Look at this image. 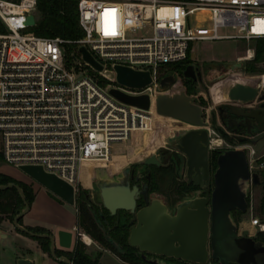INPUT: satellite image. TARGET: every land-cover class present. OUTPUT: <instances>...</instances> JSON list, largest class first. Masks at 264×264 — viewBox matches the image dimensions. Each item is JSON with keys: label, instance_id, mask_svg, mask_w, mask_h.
<instances>
[{"label": "built area", "instance_id": "obj_1", "mask_svg": "<svg viewBox=\"0 0 264 264\" xmlns=\"http://www.w3.org/2000/svg\"><path fill=\"white\" fill-rule=\"evenodd\" d=\"M110 8L116 9L115 35L105 34L112 17L105 20L103 13ZM78 10L84 36L71 41L24 32L34 27L26 24L28 16L34 15L37 23L38 0H0L5 27L0 32L3 160L17 169L42 166L76 190L82 165L108 161L112 146L141 127L148 113L117 100L111 88L157 100L164 77L180 78L171 67L187 59L191 41L264 38V31H253L264 30V0H78ZM222 28L236 34L221 35ZM82 46L103 71L84 60ZM116 65L149 71L151 84L143 89L120 86ZM101 77L111 83H101ZM263 81L264 75L258 78L264 91ZM255 161L250 158V169ZM258 165L264 168V162ZM251 223L264 231L258 218Z\"/></svg>", "mask_w": 264, "mask_h": 264}, {"label": "water", "instance_id": "obj_2", "mask_svg": "<svg viewBox=\"0 0 264 264\" xmlns=\"http://www.w3.org/2000/svg\"><path fill=\"white\" fill-rule=\"evenodd\" d=\"M26 24L35 26V16H28ZM80 52L86 62L98 71H103V66L86 46H82ZM243 66L239 60L227 63L225 68L237 70ZM114 69L120 86L143 89L152 82L149 71L123 65H116ZM196 70L194 64H189L183 75L197 80L200 73H196ZM225 76L227 73L219 78ZM177 81L176 75H167L161 81L159 91L167 92ZM109 93L122 103L145 111L152 107V99L148 94L134 96L119 88H111ZM226 94L224 100L227 104L219 110L228 112L226 117L229 123L246 127L247 130L243 132L245 137L234 140L236 148L221 149L217 159L218 167L214 172L211 169L210 153L217 148H212L211 133L203 121V108L196 102L175 101L165 96L156 100L159 114L197 127L182 134L174 144L175 149L186 158L187 178L197 187L193 195L186 196L174 209L161 197L149 198L147 186L141 190L137 184L131 185L132 164L118 173H112L106 166L93 169V181L99 190L98 201L112 217H118L122 211L126 212L128 243L150 264H176L166 259L191 264H212L215 261L220 264H264V242L256 240L247 229L240 232L239 223L233 215V211L237 210L243 214L248 212L247 199L250 198L252 185H261L260 174L250 169L249 150L250 154L251 151L259 153L264 150V91L258 80L253 83L237 79L228 85ZM213 127L215 129L218 126L214 124ZM140 163L159 165L160 161L154 154ZM19 170L57 198L71 206L76 205V189L72 184L46 172L39 165H22ZM8 188H16L25 203L24 210L13 220L14 227L31 237L49 239L52 258L71 264L68 258L57 256L52 234L36 233L19 223L31 206L19 185L0 186V189ZM142 196L144 203L140 202ZM86 205L106 240L124 254V247L110 235L113 228L108 219L93 204ZM0 239L12 241L13 235L0 228ZM16 264L35 262L31 258L20 257Z\"/></svg>", "mask_w": 264, "mask_h": 264}, {"label": "rangeland", "instance_id": "obj_3", "mask_svg": "<svg viewBox=\"0 0 264 264\" xmlns=\"http://www.w3.org/2000/svg\"><path fill=\"white\" fill-rule=\"evenodd\" d=\"M24 32H31V29H26L24 30ZM220 34L235 35L236 31L231 28H222L220 29ZM255 44V39L251 41L241 39L191 41L189 44L187 58L189 61L193 62L192 64L203 69V79L197 83L194 94H188L187 88L184 84L185 81L183 80V77H180L177 83L181 85L184 95L179 92L177 97H175L173 96V91L167 95V92L169 90L167 92H162V95L170 100L187 101L189 103L196 102L203 108V121L206 123L208 128L214 130L213 125L215 124V121H217L218 124L220 123L218 118L219 108L224 102H226L224 98L227 97L226 91L228 85L233 83L237 79L255 83L260 76L264 75V72L261 74H247L244 71V67L237 70H228L227 68H225V65L227 63H235L240 60L241 62H243V64H245L248 60H252L255 56ZM71 49V51L74 50V48ZM248 50L253 51V57L248 58ZM183 65H186V60L180 64L172 66L171 70L174 71V69H177V67H182ZM259 67L264 69V63L259 64ZM225 73H227V76L219 78V76ZM173 87L170 89V91L173 89ZM162 95L160 94V96ZM174 95H176V93H174ZM160 96L158 95L157 99ZM145 114L146 118L144 120V124L141 127L134 129L127 139L115 143L112 146L110 159L108 161H102L103 164L116 169V171H111L112 173L119 172L129 164L142 162L151 155H158L165 147L175 148L174 144L182 134H184L188 130L197 128L180 119L159 114L156 109V104L155 111ZM219 137L221 138V136H219L217 132L211 134L212 139H217ZM221 145L222 147L212 145V148L234 147L228 142H224ZM263 156L264 150L257 153L255 156H252L249 150V158H251V160L253 161L255 159L257 160L258 158L260 159ZM255 162H251V164L253 163L254 165L253 169L251 170L252 172L259 173L263 169V167L257 165ZM95 163L99 162H88L85 165L84 179L86 184L89 183V178L93 174V166H101L98 164L95 165ZM0 167L3 170L9 171L10 173L16 175L18 178H21L18 180L31 182V180L27 176H25L19 169L5 163L3 160L0 163ZM157 195L158 197L164 198L165 188L164 191L158 193ZM263 198L264 192L262 190V186L252 185L250 191V206L245 217L246 219L249 218L252 220V218H258L260 222L264 224V217L260 214ZM81 229L83 230V228ZM243 229L249 230L248 228H245V224H240L239 231L241 232ZM259 232L264 231H260L253 227L251 233L254 237H257ZM97 244L100 245L99 243ZM87 248L90 250H96L97 247L96 245H92L89 247L87 246ZM18 253H25V248L23 247V244L19 239H16V241H14L12 247L8 246V244L0 246V260H2L4 264H16V254ZM37 264H50V261L48 259L40 257ZM103 264L121 263L110 257H105V259L103 260Z\"/></svg>", "mask_w": 264, "mask_h": 264}, {"label": "trees", "instance_id": "obj_4", "mask_svg": "<svg viewBox=\"0 0 264 264\" xmlns=\"http://www.w3.org/2000/svg\"><path fill=\"white\" fill-rule=\"evenodd\" d=\"M38 11L39 17L37 23L33 28H31V32L35 33L36 35L42 37H62L66 40L71 41L79 40L84 36V32L82 31L79 22L78 0H38ZM4 31L5 27L0 21V32ZM255 41V56L252 60H248L243 66L244 71L247 74H261L264 72V69L259 67V64L264 63V38H258L255 39ZM192 63L193 62L189 61L188 58L186 59L187 66ZM186 65L177 67L176 70H178L181 77H183L188 94H194L197 83L191 82V79H187L184 77L183 72L187 67ZM100 82L103 84L111 83L110 80L104 77L100 78ZM172 91L176 93V95H174L173 93V96L175 97H177L179 92L184 95L182 87L179 83L175 84L173 89L167 92V95ZM215 130L223 139L228 141V135L227 133H225V131H223L220 127L215 128ZM221 152V149L213 150L211 158L212 172H214L218 167L217 159ZM2 160L3 157L0 152V163L2 162ZM262 162H264V156L257 160L258 164ZM259 174L261 177L262 190L264 192V168L259 172ZM8 184L19 185L27 202L30 204V206H32L36 196L32 184L18 180L10 175L0 172V186ZM54 197L59 201H62L56 196ZM247 200L250 206V198H248ZM24 208L25 203L23 197L16 188L0 189V223L5 219H9L11 222H13L15 217L18 216L24 210ZM79 211V226L83 228L85 233L89 234L97 243H99L101 247L111 250L117 256H119V258L129 264H150L145 261L139 254H137L136 248L129 245V228L126 224L117 222L119 223L117 228L113 229V231L110 232V235L124 247L125 253L123 254L106 240L103 232L97 225L86 205L80 204ZM123 213L125 214V216H127L126 212L124 211H122L120 215H122ZM260 214L264 217V198L262 199ZM233 215L236 218L237 222L240 223L244 214L237 210L233 211ZM19 223L23 225L22 218L19 220ZM26 228L36 233H50L45 228L41 227L26 226ZM17 231L25 236L31 237L25 232H22L20 230ZM31 238L37 240L40 243L43 251L50 254L51 244L49 239L36 237ZM255 238L259 241L264 242V232H259L258 236ZM56 253L58 257L68 258L73 264H99V259L102 255L100 251L92 253L88 252L87 246L81 240L77 241L73 251H64L56 248ZM60 263L68 264L65 261H60ZM212 264L220 263L215 261L212 262Z\"/></svg>", "mask_w": 264, "mask_h": 264}, {"label": "crops", "instance_id": "obj_5", "mask_svg": "<svg viewBox=\"0 0 264 264\" xmlns=\"http://www.w3.org/2000/svg\"><path fill=\"white\" fill-rule=\"evenodd\" d=\"M226 104L227 102H224L222 106ZM217 126L221 127L222 125L219 123ZM222 140L223 143L228 142L223 138ZM228 143L234 146L228 148H236V145L233 142H228ZM218 147H222V145ZM228 148H217V149H228ZM255 163L258 165L257 161ZM0 172L10 175L16 179H21L18 178L16 175L10 173L9 171L3 170L1 167H0ZM27 183L32 184L36 196L30 208V211L22 217L23 219L22 226L45 228L50 232L49 234L53 235L55 239V246L57 249L60 250L73 251L78 240H82L86 244V242L81 238V234L83 233L85 234V232L79 226L77 207L71 206L64 201H59L46 188H44L43 186L37 183L36 184L32 182H27ZM80 185L83 186L84 188L91 187L92 185L90 178H89V183L88 184L85 183L84 174H83V165L80 171ZM246 214L242 216V220L239 223V225L245 224V228H248L251 233L254 226L253 225L251 226V219L245 218ZM0 228L10 232L13 235L12 241L0 239V246L8 244V246L12 247V244L14 243V241H16V239H19L23 244V247L25 248V253L16 254L17 259L20 257L31 258L32 260H34L35 264H37L39 258L42 257L44 259H48L50 261V264H61L59 261L53 259L49 253L44 252L40 243L37 240L25 236L20 232H18L17 229L14 227L13 222H11L9 219H5L3 222H1ZM89 237L93 240V243L86 245L88 247L92 245H96L97 248L96 250L88 249V252L92 253V252L100 251L102 253L99 259V264H103V260L105 259V257H110L112 259H115L121 264H129L123 261L121 258H119V256H117L111 250L105 249L100 245H98L97 242L91 236Z\"/></svg>", "mask_w": 264, "mask_h": 264}, {"label": "flooded vegetation", "instance_id": "obj_6", "mask_svg": "<svg viewBox=\"0 0 264 264\" xmlns=\"http://www.w3.org/2000/svg\"><path fill=\"white\" fill-rule=\"evenodd\" d=\"M195 67L197 68L196 73H200V76L198 77L197 80L191 79V82L198 83L203 79L202 75L204 71L199 66H195ZM227 114H228L227 111L221 112V110H219L218 118L220 124L222 125L220 128L223 131H225V133H227L228 135V142H234V140H238L239 138L245 137L243 132H245L247 128L243 126H239L234 123H229L226 117ZM220 115H222V117H220ZM215 124L218 125V122L215 121ZM212 154H213V149L210 153V164H211ZM157 156L159 157V161H160L159 165L157 164L144 165L140 162L132 164L130 170L131 185L137 184L141 190L145 189V186H147L149 198L158 197L157 194L164 191L165 188V196L164 198L163 197L162 198L165 200V202L169 205L171 209H174L175 205L178 202L182 201L186 196L193 195L194 191L197 190V187H195L191 183L190 179L187 178L186 158L180 152H178L177 149L171 147H165L161 150L160 154H158ZM211 169H212V164H211ZM110 171H116V169L110 166ZM93 174L90 177L92 183L91 187L84 188L83 186L80 185L78 190H76L75 206L77 207L78 220H80L79 205L80 204L86 205L88 203H91L97 208V211L101 215L105 216L108 219L111 228L116 229L114 227L118 226L119 223L125 224L126 216L123 213L118 217L115 218L111 217L108 210H106L103 207V204L98 202L99 190L94 184ZM140 202L144 203L143 196ZM113 229L111 230V232L113 231ZM149 257H152V254H149ZM166 260L175 262L176 264H191L189 262L176 261L173 259H166Z\"/></svg>", "mask_w": 264, "mask_h": 264}, {"label": "bare ground", "instance_id": "obj_7", "mask_svg": "<svg viewBox=\"0 0 264 264\" xmlns=\"http://www.w3.org/2000/svg\"><path fill=\"white\" fill-rule=\"evenodd\" d=\"M162 12H165V10H162ZM252 57V53H251V50H250V53H249V55H248V58H251ZM247 58V57H246ZM107 76H109V77H111L112 75L110 74V73H107ZM264 82V81H263ZM264 84V83H263ZM170 91V90H169ZM161 95H162V93H161ZM160 96V95H159ZM163 96V95H162ZM155 104H156V100H155V97L153 98V100H152V107H151V109L148 111L149 113H152L153 111H155ZM143 124H144V122H143ZM220 138V137H219ZM217 138V139H212L213 140V143H212V145H216V146H219V145H221L222 143H223V140H222V138ZM96 164H98V165H101V166H105V165H103V163H102V161H100L99 163H95V165ZM85 165H86V163L83 165V174H84V172H85ZM97 166V165H96ZM106 167H108L109 169H110V166H108V165H106ZM93 169H94V166H93ZM84 234V233H83ZM85 235V234H84ZM83 240L86 242V244H92L93 243V241H92V239L89 237V236H87V235H85V236H83Z\"/></svg>", "mask_w": 264, "mask_h": 264}, {"label": "snow or ice", "instance_id": "obj_8", "mask_svg": "<svg viewBox=\"0 0 264 264\" xmlns=\"http://www.w3.org/2000/svg\"><path fill=\"white\" fill-rule=\"evenodd\" d=\"M115 14H116V9L115 8L106 9L105 12L103 13V16L105 17V20H107V17L109 15H111V17H112V26H111V31L110 32L107 30V23H106V31H105V34L106 35L107 34H111V35H115L116 34V19H115ZM253 31L254 32H258V31H264V30H258L256 28H254Z\"/></svg>", "mask_w": 264, "mask_h": 264}]
</instances>
